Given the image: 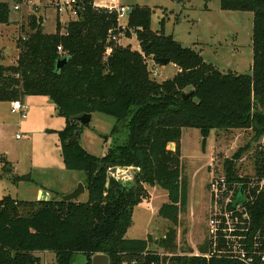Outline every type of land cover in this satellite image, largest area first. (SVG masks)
I'll list each match as a JSON object with an SVG mask.
<instances>
[{
    "label": "trees",
    "instance_id": "1",
    "mask_svg": "<svg viewBox=\"0 0 264 264\" xmlns=\"http://www.w3.org/2000/svg\"><path fill=\"white\" fill-rule=\"evenodd\" d=\"M80 4L78 17L66 25L58 21L55 33L44 31L41 17L30 16L31 31L19 43L17 63L0 65V102L24 104L33 95L54 102L58 114L66 118V126L57 131L65 168L85 172L88 200L2 196L0 264H44L43 252L55 254L58 264H74L76 253L86 255V264H92L97 254L108 255L110 264H240L203 257L209 252L207 242L199 247V256L193 249L162 255L152 248L150 238H128L127 233L136 206L147 197L145 185L167 191L168 201L159 214L174 225L188 206L180 145L184 128L199 129L204 142L213 130L252 129L264 136V0H220L223 10L254 13L251 74L220 71L196 48L167 35L164 19L160 31L152 30L149 6L133 5L123 28L116 11L96 7L93 0ZM11 12V5L0 1V24L11 23ZM110 31L128 37L135 33L140 50L111 41ZM109 45L113 50L107 56ZM65 57L69 60L57 71V61ZM161 59L177 65L173 78L152 77L148 61L155 66ZM184 94L189 97L184 99ZM95 112L116 119L105 136L102 156L80 143L79 117ZM0 163L2 179L14 184L33 180L15 175L5 157ZM256 165L264 176V157ZM117 167L139 168L133 186L109 176ZM225 168L228 178L239 177L233 161ZM255 215L258 221L264 216V195ZM168 246L175 247L173 240Z\"/></svg>",
    "mask_w": 264,
    "mask_h": 264
},
{
    "label": "rangeland",
    "instance_id": "2",
    "mask_svg": "<svg viewBox=\"0 0 264 264\" xmlns=\"http://www.w3.org/2000/svg\"><path fill=\"white\" fill-rule=\"evenodd\" d=\"M0 1L12 3L11 10L16 13L17 24L20 25L19 35L11 38L7 45V54L0 51V65L7 66L17 63L19 43L31 31L28 24L32 11L36 12V5L45 4L48 0ZM111 1L93 0L102 5H110ZM57 2L51 0L43 10L38 7L45 31L54 28L53 10ZM121 3L151 7L152 30L160 31L164 19L163 30L167 35H172L183 46L196 48L206 62L212 63L220 71L251 74L253 12L223 10L220 0H121ZM17 4L19 9H15ZM62 17L67 21L71 18L68 12H63ZM57 22L58 19L55 30ZM127 22L125 20L124 24ZM118 43L130 45L135 50L140 44L133 32L129 37L122 33ZM148 64L151 73L153 61L149 60ZM155 68L159 76L153 78L158 81L171 79L178 72L173 62L166 65L159 63ZM0 116L3 118V125H0V157L11 162L15 175H29L33 179L14 184L0 177V198L4 195L19 200L62 198L85 182V172L65 168L57 131L66 126V118L58 114L56 105L48 96L33 95L26 117L18 112L13 113L10 104L1 102ZM115 123L113 116L93 113L90 123L82 125L80 143L89 152L102 156L106 149L105 136L110 134ZM180 145L189 203L179 215L178 223L174 225L159 214L160 207L168 201L167 191L160 186L145 185L147 197L135 208L133 225L127 233L128 238H150L152 248L162 255L186 254L190 249L196 253L206 242L210 207L208 184L213 174L226 173L225 166L230 160L238 176H258L257 160L264 157V136H258L252 129L213 130L204 142L199 129L184 128ZM87 200L86 192L78 201ZM172 240L175 247L171 250L168 244H172ZM40 255L44 264H58L55 254L43 252ZM73 263L86 264V255L76 253Z\"/></svg>",
    "mask_w": 264,
    "mask_h": 264
},
{
    "label": "built area",
    "instance_id": "3",
    "mask_svg": "<svg viewBox=\"0 0 264 264\" xmlns=\"http://www.w3.org/2000/svg\"><path fill=\"white\" fill-rule=\"evenodd\" d=\"M80 1H58L55 8L58 13L68 12L71 20L77 18L80 9H83ZM94 5L116 11L119 26H127L124 22L128 21L130 7L114 3L102 5L95 2ZM19 8L17 4L15 9ZM120 35L112 34L110 40L118 43ZM58 50L62 52V46ZM112 50L113 47L109 45L105 54L109 56ZM151 65L152 77L155 78L159 76L158 69L154 63ZM12 112L26 117L27 106L19 101L12 102ZM208 188L210 207L206 242L209 252L203 257L225 258L240 264H264V216L258 221L255 215L257 204L264 195V176H239L237 179H230L226 173L213 174ZM195 254L200 255L199 251Z\"/></svg>",
    "mask_w": 264,
    "mask_h": 264
},
{
    "label": "water",
    "instance_id": "4",
    "mask_svg": "<svg viewBox=\"0 0 264 264\" xmlns=\"http://www.w3.org/2000/svg\"><path fill=\"white\" fill-rule=\"evenodd\" d=\"M133 7L129 9V14L132 12ZM69 60V57H65L63 59H59L57 61V71L62 69L64 64ZM169 59H161L160 64L166 65L168 64ZM189 94H184L183 98L187 99ZM93 113H85L79 117V121L82 125H87L92 120ZM139 169L136 167H117L112 168L109 171V176L115 178L117 181L122 182L123 184L133 186L135 183L136 173ZM86 192V186L84 183H80L77 188L62 197V200L65 201H78L79 197ZM92 264H110V258L106 254H97L92 259Z\"/></svg>",
    "mask_w": 264,
    "mask_h": 264
},
{
    "label": "crops",
    "instance_id": "5",
    "mask_svg": "<svg viewBox=\"0 0 264 264\" xmlns=\"http://www.w3.org/2000/svg\"><path fill=\"white\" fill-rule=\"evenodd\" d=\"M31 2L33 1V0H30ZM57 1H59V0H56V2ZM61 1V0H60ZM2 2H7V3H9L10 5H12V3L11 2H9V1H2ZM49 3H51V0H48L47 2H45V4H42V5H36V7H37V9L38 10H36V12L35 11H32V13H31V15L32 14H35L36 16H39L40 15V11H39V8L38 7H41L42 8V10H43V8H44V6H48L49 5ZM111 3H114V4H116V5H122V6H128V7H132V6H129V5H125V4H122L121 3V0H112L111 1ZM140 5V4H139ZM33 6H35V4L33 5ZM53 10V9H52ZM55 10H56V8L53 10V12H54V15H55V21H54V25H53V30H51V31H45L46 33H55L56 32V30H55V24H56V20L58 19V21H60V23L62 24V25H65V23L67 24L68 22H69V20L67 21V20H65V19H63V17H62V15H63V13H58L57 12V10H56V12H55ZM38 11V12H37ZM48 12L50 11V9H48L47 10ZM49 14V13H48ZM21 17V16H20ZM40 17V16H39ZM17 18H16V13L15 12H11V23L10 24H0V51H2L3 53H4V55H6L7 54V52H8V49H7V45L12 41L11 40V38H13L14 39V37L15 36H18L19 35V27H20V25L19 24H17V20H16ZM49 19V18H48ZM121 45H123V44H121ZM124 46V45H123ZM134 49V48H133ZM137 50H140V44H139V48L137 49ZM16 55H17V59H18V57H19V51H18V49H17V53H16ZM14 65V64H13ZM5 66V65H4ZM7 66H10V65H7ZM178 71H179V69H178ZM31 100H33V96H27L25 99H24V101H23V103H24V105L25 106H27V108L28 107H30V103H31ZM1 103V102H0ZM5 103H8V104H10L11 106H12V102H5ZM92 116H93V114H92ZM3 118L0 116V125H3ZM61 130V129H60ZM86 192H87V190H86ZM85 192V193H86ZM141 204V203H140ZM140 204L138 205V206H140ZM138 206H136V208L138 207Z\"/></svg>",
    "mask_w": 264,
    "mask_h": 264
}]
</instances>
